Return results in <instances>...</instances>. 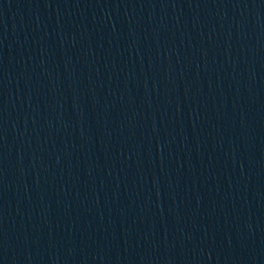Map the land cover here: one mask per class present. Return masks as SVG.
Returning <instances> with one entry per match:
<instances>
[{"label": "water", "instance_id": "water-1", "mask_svg": "<svg viewBox=\"0 0 264 264\" xmlns=\"http://www.w3.org/2000/svg\"><path fill=\"white\" fill-rule=\"evenodd\" d=\"M0 264H264V0H0Z\"/></svg>", "mask_w": 264, "mask_h": 264}]
</instances>
